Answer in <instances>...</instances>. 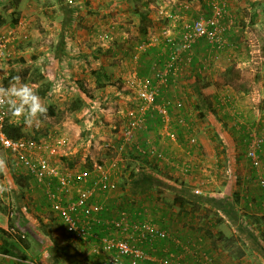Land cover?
Returning <instances> with one entry per match:
<instances>
[{
	"label": "crops",
	"instance_id": "0c3cea01",
	"mask_svg": "<svg viewBox=\"0 0 264 264\" xmlns=\"http://www.w3.org/2000/svg\"><path fill=\"white\" fill-rule=\"evenodd\" d=\"M211 2L213 4L217 2L214 4L217 5L219 0H212ZM209 3L210 0H183L181 2L179 0H152L148 5L150 11H154L152 7L157 8V6L163 9L170 19L168 20V27H171L172 30L170 31L167 27L159 26L154 22L150 25L151 27L148 26L145 33H139L136 30L138 25L134 26L131 31L130 28L126 29V27L121 26L123 24L127 26L126 22L129 20H132L133 24L139 22V18L135 15V9L128 0H72L71 3H68V0H0V23H2L0 26L2 31L0 32L5 33L8 38L9 56L17 53L20 54L19 56L23 54L38 55L39 58L40 55H43L45 58V66L42 65L44 71H53L55 66L58 67L57 71H61L62 68L64 71L68 70L69 73L75 71L74 85L77 89L86 82L89 87L94 85V82L91 83L86 78L91 70L101 68L108 73L109 67L111 68L109 55L113 54L116 58L124 57L125 51L128 52V50L119 47H125L128 43H135V37L129 39V36L132 33L137 34L139 38L136 40L137 44L150 51L142 54L135 52V64L132 63L128 68L125 67L127 66L125 65L126 62L116 59L115 62L120 64L118 66L119 73L116 76L122 77V80L117 77L122 85L125 80L136 75L141 78L150 74L153 67L149 69L150 59L156 60L157 65H161L166 57L165 38L179 33V20L181 21L182 18L187 20L192 19V15H194L193 18L208 16V14L203 15L205 13L201 12L199 6L204 9ZM4 12L10 14V19L6 22H3ZM80 15L83 16L81 17L82 23L86 24L87 22V25L81 31H77L74 28V23ZM45 16L50 22L57 23L55 24L57 30L59 28L56 31L57 36H54V32L43 35L38 29L35 30V24L39 19L46 22L47 19L43 18ZM13 18H16L17 22L13 23L14 28L9 30L8 24L12 23ZM172 20L174 23L170 22ZM232 21L229 19V24ZM40 27L43 28V26ZM110 29H115L114 33L110 32ZM127 31H130V35H127ZM112 37L115 41L110 43L109 38ZM234 37L233 33L228 30L226 38L229 44L234 41L236 38ZM141 38L147 40L140 43ZM105 39L108 40L107 43L104 41L95 43L96 40ZM153 40L155 43L151 42ZM147 41L151 44L150 47H147L149 45L145 43ZM160 42L165 46L163 51H158ZM15 45L18 47L15 48ZM132 47L135 48L136 46ZM235 47L226 51H218L205 39L197 40L188 53H183L176 81L160 87L157 97L158 114L165 116L167 115L166 109H168V112H175L177 116L185 110L189 115L194 110L196 115L198 114L197 99L189 86L190 79L205 78L212 83L211 108L214 109L220 123L214 122L206 107L202 105L204 118L197 115L199 120L195 129L181 127L182 124L178 122L173 124L174 130L172 128L171 130L167 129V116L163 117L166 136H160V139L156 138V145L166 155L167 159L160 165L156 164V166L170 177V179L166 178L165 180L175 188L156 187L165 192H170L172 201L176 194H181L186 199H193V194H197L202 197L214 198L215 204L204 202L200 204L198 210H191L188 202H184L182 208H180L179 203L174 202L172 204L178 206L180 210V215L176 220L172 219L173 215L171 216L169 213L170 208H165L166 211L168 210L167 212L162 210L165 213L163 216L161 211L155 214L154 211L158 210L153 207L152 213L155 217L150 215V218H157L158 220L151 221L159 227L165 228L172 238H178L189 243L192 253L196 254L195 257L205 255L208 258L207 264H264V199L257 183L259 177H264V143L259 151L261 152V163L258 168H253L246 157V150L249 146L248 135L255 133L264 137V86H262L264 83H261L264 80H258L260 88H257L255 93L249 94L248 97L243 89H239L237 82L220 81L216 78L220 70L224 73L227 69H232L234 72L238 71L237 78H240L246 70H252L250 64L246 65V62H242L241 53ZM217 53L219 54L218 61L214 59ZM106 54L109 55L106 56ZM220 56H224V61H219ZM208 59L213 62L210 66L208 65L210 68L206 66V68L200 69V65L203 63L207 65L206 60ZM31 63L33 64L34 61L29 60L25 64L10 63L7 70L9 72L11 69L30 67ZM235 65L239 70H234L231 67H235ZM255 70L256 76H261L259 75L262 73L261 66ZM82 77L86 82L79 79ZM30 84L37 85L35 83ZM179 84L185 87L188 91L187 94L176 89ZM114 85V83H106L103 88L99 89L101 91L99 98H85L84 104L81 106L83 107L81 116L87 131L95 129V124L91 125L93 119L97 120L96 117L99 119L106 116L98 105L99 99L109 96L113 99L114 97L120 98L119 94L121 93L112 89ZM229 90L235 97V99L232 98L233 103H229L224 95L226 94L224 92ZM49 97L51 95H47L45 99ZM177 101H182L184 105L180 112L174 107ZM166 102L172 103L168 105ZM199 123H202L201 126ZM206 124L210 126L205 127ZM73 125L77 128L81 127L75 123ZM75 130L76 128L73 129V131ZM169 131L174 132L173 138L168 137L167 132ZM70 133L71 131L69 133L66 131L64 134L70 135ZM191 137L194 138V141H190ZM218 137L220 141L217 140ZM70 139L68 137L57 139L54 141L55 145L52 146L62 148L58 140L60 143L64 140L67 143ZM39 148L38 145L36 152L42 154L38 152ZM77 151L78 149L69 150L66 153L70 154L67 155V161L64 159L62 163H53L51 159L50 161L59 173L79 172V168H75V164H72L73 159L77 158L75 154ZM4 152L7 167L0 171V185L10 190L3 192L2 196L0 195V201L7 207V214L12 219L13 229L27 235L29 248L22 247L19 243L15 247L0 234V264H72L62 251V246L66 244H70V253L74 250L79 253L81 261L85 260L87 264H97L92 250L96 240L93 238L74 240L66 233L58 218L50 210L43 187L27 175L19 160L18 163L13 155L5 150ZM65 163L66 166H64ZM152 175L159 177L155 173ZM111 179L113 180V177ZM152 188L137 191L134 194L123 189L119 192L115 191L117 195L115 193L110 195L116 198L120 197L124 204L126 192L131 198L141 199L148 196L153 202L151 206L160 204L163 207V203L160 202L162 201L160 192H158L157 197L156 193L151 191ZM74 189L75 187H73V191ZM194 190H198L199 193H194ZM158 198L160 201L157 200ZM150 200L147 199V203ZM144 203L146 204V202ZM221 204L222 208L220 207ZM126 206L131 214L135 215V207L132 208L128 204ZM140 206L147 210L142 204ZM147 215H149L148 210ZM187 221H189L188 225ZM220 225L227 228V231ZM206 230L214 235V244L211 243V238ZM218 231H222L233 239L230 245L224 247L223 241L216 239ZM63 235L67 238H61ZM113 235L119 236V232L114 231ZM3 249H9L10 253ZM149 251L154 259L146 261V264H157L159 257L168 252L179 253L178 248L171 240L158 241L148 249ZM195 257L186 254L183 264H193Z\"/></svg>",
	"mask_w": 264,
	"mask_h": 264
},
{
	"label": "built area",
	"instance_id": "2783aa9c",
	"mask_svg": "<svg viewBox=\"0 0 264 264\" xmlns=\"http://www.w3.org/2000/svg\"><path fill=\"white\" fill-rule=\"evenodd\" d=\"M71 1L68 0V3ZM223 10L222 5H214L210 16L182 20L179 33L165 38L166 57L161 65L154 64L149 76H135L125 81L129 98L137 107L128 112L122 123L113 127L116 128L118 136L115 150L128 146L151 164L166 161L167 157L161 150L146 142V139L139 141L138 135L146 131L147 117L153 116L159 110L157 97L160 87L176 81L183 53H188L199 39H205L218 48L223 46V37L218 29ZM7 41L6 34L0 32V58L9 56ZM206 66L203 63L200 69ZM174 107L180 112L184 105L182 101H177ZM7 114L6 107L0 109V149L17 157L27 175L43 187L50 210L66 233L74 240H96L92 250L97 264H146V261L154 259L148 249L156 242L164 240H171L179 253L168 252L159 257L157 264H183L186 254L196 256L189 243L172 238L165 228L151 221L145 208L136 207L135 215H132L121 200L116 201L110 192L114 189V181L109 170L102 164H94L91 170L59 173L47 155L36 152L38 143L35 139L8 137L3 132ZM185 118L180 113L177 122L184 124ZM167 135L173 138L174 132L169 131ZM247 138L249 146L246 157L253 168H258L261 163L259 151L262 149L264 137L250 133ZM190 141H194V138L191 137ZM103 146L108 147L110 144L104 143ZM142 170L149 171L146 167ZM257 183L264 199V177H259ZM194 193L199 191L194 190ZM114 231H118L119 236H114ZM207 263L208 258L202 254L195 257L193 264Z\"/></svg>",
	"mask_w": 264,
	"mask_h": 264
},
{
	"label": "rangeland",
	"instance_id": "374dc122",
	"mask_svg": "<svg viewBox=\"0 0 264 264\" xmlns=\"http://www.w3.org/2000/svg\"><path fill=\"white\" fill-rule=\"evenodd\" d=\"M179 1L181 2L183 0H179ZM211 1L212 0H210V3L206 5L204 9H202L203 7L199 6L201 8V12L205 13L203 15L208 14V16H210L212 14L213 6L217 2L213 4ZM217 5H222L224 7L223 14L221 18L219 19V23H218L219 34L223 37L224 44L222 47H219V48L216 47V50L226 51L236 46L235 48H237V51L241 53L242 62L243 61L244 63L246 62L247 63L246 65L250 64L252 70H246L247 72L246 71L243 72L240 78L234 77L231 79H230L231 72L224 73L223 71L220 70L218 71L216 78L220 81L237 82L238 84L237 86L239 87V89H243L249 97V94L255 93V90L257 88H260L258 84V80H264V0H219ZM140 7L145 8L144 6H141V5ZM191 7L195 9L193 6ZM152 9L154 11L149 12V16L152 19V23L156 22L159 26L160 25L165 26L171 31L172 28L168 27V23H169L168 20L170 19L168 18V16H166L167 13L165 14V11L161 9L159 6H157V8L152 7ZM176 11L178 12V10ZM4 14H5L4 15L5 18L3 22H6L10 19V14L5 13V12ZM136 16L138 17V15ZM192 16L194 17V15ZM192 16H189V17H192ZM81 17L83 16L82 15L78 16V19L74 23L75 24L74 28L77 31L78 30L81 31L87 25V22L86 24L82 23L83 20L81 19ZM43 18L47 19L46 22H44L42 19H39L37 23L35 24V27H34L35 30L38 29V31L41 32V34L43 35H47V33L54 32L53 33L54 36H57L56 31L59 30V28L57 30V28L55 27V24L57 23L50 22V20L46 16ZM229 19L233 20L230 24H229ZM182 20L184 19L182 18L181 21L179 20V23H181ZM170 22L174 23L173 20ZM126 23H127V26H125L124 24L121 26L126 27V29L130 28V31L133 29L134 26L138 25V23L133 24L132 20H129V22H126ZM1 24L2 23H0V26ZM8 25H9L8 26L9 30H12L14 28L13 26L14 24L9 23ZM40 26H43V28ZM115 29L113 30L110 29V32L114 33ZM136 30L139 31L138 29ZM228 30H230V32L233 33V36L236 37V38L234 37L235 39L233 42H231V44L227 42V38H226V34ZM130 31H127V35H130ZM133 35L134 34L132 33L129 36V39L135 37L134 39L135 43H131V44L128 43L127 45H125V47H119L120 49L128 50V52L125 51L124 57L116 58L115 56H113V54L112 55L106 54V56L109 55V57H111V60H110L111 68L109 67L108 69L109 80L106 82L107 84L114 83L115 85L112 87V89L114 91H118V93H121V96L120 98H117V99L116 97H114L113 99L110 96L108 98L99 99L98 105L106 116L101 117L99 119L96 117L97 120L93 119V122L91 125L95 124L94 130L87 131V129L84 127L85 124H83L84 122L81 116V109H83V107L79 109H72V104H73L72 101L74 97L76 96V89H77L76 86L74 85V77H75L74 72L75 71L69 73L68 70L64 71V68H62L61 71L59 70L60 71L59 72L57 71L58 70L57 66H55L54 68L55 72L54 70L53 71L45 70L46 73L44 76V80H50L51 82L50 89L47 95H51V97H49L48 99H45L44 101H46V103L44 102L43 103L46 107L50 104L53 110V113L50 114L49 111H47V116L42 118L41 127L39 129L34 128V127L28 128L24 124L23 117H21V119L20 118L16 119V118L11 117L10 115V117L13 120H16V122L22 126L27 137H34L36 139V142L40 146L38 152H41L43 155H47L52 160L53 163L54 162L62 163L64 162L63 161L64 159H66L67 161L68 159L67 157L70 154H66V153H68L69 150L78 149V151L75 152V154L77 155V158H74L72 161L73 162L72 164H75L74 166L75 168H79V170H91L94 164H99V163L102 164L105 168L109 170L110 176L113 177L114 189L110 191L112 194H114L115 191L119 192L120 190H123L122 188V186L124 185L123 182L126 181L125 179H127L129 172L131 170L138 172L139 170L142 169L141 161L133 159L132 155L129 154V153L134 154L135 152L134 150H132L131 147L128 148V146H123L122 148L120 149L117 148V150H115V146L117 147L118 145V140H117L118 136H117L116 128H113L114 126H118V124L123 122L128 112L135 110V108L137 107L136 103H133L132 99L129 98L130 93L125 88L126 80L124 81V84L121 85L117 77H120L121 80H122V77L116 76L119 73L118 66L120 64H118V62H115V61L116 59H120L124 63L126 62L125 65L127 66L125 67L128 68V66L134 63L135 52L136 54L138 52L142 54V53H146L150 51V50H145L146 48L143 49L140 45H138L136 40L139 38L137 34H135L134 36ZM152 35H155V34L152 33ZM146 40H147L146 38L144 39L141 38L140 43ZM102 41L107 43L108 40L106 39L96 40L95 43H102ZM109 41L111 43V41H115V40L112 37V38H109ZM151 42L155 43L154 40ZM145 43L148 45L149 41ZM47 44L49 43L47 42ZM132 46H136V47L133 48ZM150 46L151 44H149L147 47H150ZM16 47H18V45H15V48ZM164 48L165 46L163 45L162 42H160L158 51H163ZM124 50H121V51L124 52ZM19 55L20 54L15 53L13 54V56L10 55V56H4L0 58V85L4 86L5 88H7L9 85L4 84V78H6L9 75V72L12 70L11 69L8 72L7 70L8 65H10L12 60L14 61L17 58H19L20 57ZM33 56H36L34 63L45 66V63H44L45 58L43 57V55H40L39 58H38V55H33ZM214 59L218 61L219 59L218 53L214 57ZM219 61H224V56H220ZM156 62H157L156 60L153 61L152 59H150L149 69L154 64H157ZM206 63H207V67L210 68L209 66L213 62H210L208 59L206 60ZM217 64H216V68H217ZM46 65H47V62H46ZM259 66H261L262 73L259 74L261 76H256L255 68ZM231 67H233L234 70L238 69L236 68V65L235 67L234 66H231ZM23 68L24 67L13 69V72L16 73V75L20 76ZM88 74H89V71H88ZM89 75H87L86 78L91 83H93L94 77L91 74ZM146 76H149V74ZM79 79H82L86 82L84 77L79 78ZM261 83L263 84L264 81H262ZM28 85L35 90L36 86L31 85V84H28ZM83 85L85 87H88L89 89L87 82L86 84H83ZM90 88L91 90L89 93H91V98L92 97L99 98V93L101 91L99 89L93 88V86ZM176 89L179 90L180 92H183L184 94L188 93V91L185 89V87L182 84H179L178 86H176ZM224 93H226L224 94L225 97L227 98L226 100L229 103H233L232 98L235 99V97H233L231 90L226 91ZM239 98H240V95L237 97V99L239 100ZM171 103L172 102L170 103L166 102V104L168 105ZM166 110L167 112L165 113L167 115L165 116H167V120H168L167 129L171 130L172 128L174 130L175 126L173 124L177 123V114L175 112H168V109ZM158 113H159L158 111L154 112L153 116L147 117L146 122H149V123L147 124L146 131H143L142 133L138 135L139 141L146 139L147 140L146 142L154 145L157 149L159 148L156 145L157 144L156 138L160 139V136H164V137L166 136L165 135L166 131L164 129L165 123H163V120H164L163 117L165 116H163L164 114H158ZM182 114L186 118H185L184 124H182L181 127H185V128L189 127L190 129L192 128L195 129V125L198 124L197 122L199 119H198L197 114L196 115L194 114V110H192L190 115L186 113V110L185 112L182 111ZM150 120L152 121L151 123H150ZM74 123L77 125H80L81 127L77 128V126L73 125ZM201 124L202 123H199L200 126ZM209 126H210L209 124L205 125V127H209ZM74 127L76 128L75 131H73V129H75ZM66 131L68 133L71 131L70 135L64 134ZM65 137H68L69 139L70 138L71 139L67 143L65 142V140L62 143H60V141L58 140V143L62 146V148L60 146L56 148L52 146L54 144V141H56L57 139H63ZM219 139L220 138L218 137L217 140L220 141ZM104 143H109L110 146L105 147L103 146ZM67 146L68 147L70 146V148H68ZM13 157L18 161L17 157L15 156ZM162 162L163 161H157L156 164L160 165V163ZM66 165L67 164L65 163L64 166ZM138 173H140V171ZM151 191L155 192L157 197H158V192H160L159 195L161 196L162 201H160L159 198L157 200L163 203L164 205L163 207H161L162 205L160 204L159 205L154 204V206H151L153 202H151L148 196H145L144 198H141V199L133 198V197L131 198L127 192L124 195L125 200H126L125 204L127 202V204L131 206L132 208L141 207L140 204H142V206L146 207L149 212V215H148L149 219L153 221L158 220L157 218H154V219H151L152 217L150 218V215L152 216L154 214L152 213L154 211L153 207H156V209L158 210V211H154L155 214H158L160 211H161L160 213H163L162 210L166 211V209L170 208L169 213L171 214V216L173 215L172 219L176 220L178 218V215H180V212H179L180 210L178 206L172 204L174 202L172 201L171 193L165 192L163 189L157 188L156 186H153ZM115 195L117 194L115 193ZM114 198L116 201H120V200L122 201L120 197H117V198L114 197ZM147 199L150 200L148 201V203H147ZM144 202H146L147 205ZM173 207H174V210H173ZM164 214L165 213H163L162 215L164 216ZM184 216L187 217L186 215ZM188 223L189 221H187V225ZM220 227H222L224 230L227 231V228L223 227V225H220ZM61 238L65 239L67 237L63 235Z\"/></svg>",
	"mask_w": 264,
	"mask_h": 264
},
{
	"label": "trees",
	"instance_id": "16d2710c",
	"mask_svg": "<svg viewBox=\"0 0 264 264\" xmlns=\"http://www.w3.org/2000/svg\"><path fill=\"white\" fill-rule=\"evenodd\" d=\"M133 8L135 9V14L138 15L139 22H138V30L141 33H145L147 31L148 26L152 24V19L149 16V2L152 0H128ZM144 6L145 8L140 7ZM12 24L17 22L16 18L12 19ZM36 59V56H29V55H21L16 60H12L11 63H19V64H25L27 61L32 60L34 61ZM231 72L230 79L238 76V71H233L232 69H227L225 73ZM90 74L94 77V85L93 88L95 89H101L106 85V81L109 80L108 73L99 68V69H93L90 71ZM17 76L16 73L13 72V69L10 71L9 75L4 78V84H9L12 77ZM45 71L43 70L42 65L33 63L30 67H24L22 70V73L20 74L21 82L30 84L35 83L36 88L35 91L37 92V95L41 98L42 103L45 100V97L47 96V93L50 89L51 82L50 80H44ZM106 82V83H105ZM229 82V81H227ZM189 86L192 89V92L194 96L197 99L196 108L198 110V116L201 118H204V112L202 111V106H205L208 112L210 113V117H213L214 122H219V119L217 118L214 109L211 108V102L210 98L213 93V87L212 83L209 82L207 79L202 78L198 79L191 78ZM121 87V86H120ZM91 88L85 87L83 84L78 87L76 91V96L74 97L72 101V109H78L84 104L85 98H91V93H89ZM44 104V103H43ZM202 105V106H201ZM47 110L50 114L53 113V110L51 108V105L49 104L47 106ZM3 132L11 138H20V137H27L22 126L18 124L15 120L11 119L10 114H7L5 121L3 123ZM28 138V137H27ZM35 139L34 137H30ZM36 140V139H35ZM129 148V147H128ZM132 155L133 159L140 160L142 169L144 167L148 168L149 171H143L142 169L139 170L140 173L137 171L131 170L129 172V175L126 181L123 182V189H128L132 194L136 193L137 191H143L150 187L157 186V187H163V188H169L174 189L175 187L172 185H169L166 178H169L168 175L164 172L158 169V167L155 164H151L146 158L140 157L137 152H134V154L129 153ZM137 154V155H135ZM5 152L4 150L0 149V157H4ZM151 172V173H150ZM152 173H155L156 175H159L160 177H157L155 175H152ZM192 198H184L181 194H176L173 198V202L179 203L180 208H182L184 202H188L191 206V210H198L200 204L202 203H211L215 204V200L212 197H202L197 194H193ZM224 204V203H223ZM222 208V204L220 205ZM208 211V210H206ZM207 231V230H206ZM0 234L5 238L9 244H12L13 246L17 247V243L21 244L22 247L29 248V242L27 239V235L22 234L18 230L13 229L12 225V219L7 214V207L2 204L0 201ZM207 234L211 238L210 241L212 244H214L215 240L214 235L207 231ZM220 239L223 241V246L226 247L230 245V242L233 240L230 236L225 235L222 231H218L216 234V239ZM5 252H9V249H3ZM62 251L64 252L66 257L70 259V262L72 264H87L85 260H80V255L75 250L70 253V244H66L62 246ZM24 257V256H23Z\"/></svg>",
	"mask_w": 264,
	"mask_h": 264
},
{
	"label": "clouds",
	"instance_id": "9594fccd",
	"mask_svg": "<svg viewBox=\"0 0 264 264\" xmlns=\"http://www.w3.org/2000/svg\"><path fill=\"white\" fill-rule=\"evenodd\" d=\"M5 107L11 117L16 119L23 117L26 127L37 129L41 127L42 118L47 116L48 111L36 91L28 84L22 83L19 75L12 77L7 88L0 85V109ZM6 167V160L0 157V171ZM9 190L0 185V194Z\"/></svg>",
	"mask_w": 264,
	"mask_h": 264
}]
</instances>
